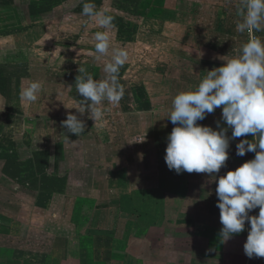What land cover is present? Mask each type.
Masks as SVG:
<instances>
[{"label": "crops", "instance_id": "0c3cea01", "mask_svg": "<svg viewBox=\"0 0 264 264\" xmlns=\"http://www.w3.org/2000/svg\"><path fill=\"white\" fill-rule=\"evenodd\" d=\"M81 1L72 0L76 6ZM113 2L101 0V10L127 16L112 8ZM173 2L170 32L178 31L177 24L189 27L181 36L172 35L173 45L202 47V62L184 53L178 58L182 63L170 68L175 74L168 73L160 85L149 70L148 104L136 105L138 110L132 111L140 119L149 113L150 134L145 135L144 146L142 136L125 129L121 133L127 118L120 116L127 108L123 98L116 105L105 101L106 116L96 123L87 112L80 116L74 109L76 99H82L75 87L80 61L88 74L101 80L106 76L105 59L110 57L98 61L95 55L76 54V47L69 45L64 46L69 51L66 56H32L30 45L20 44L17 37L25 32L30 37L36 26L45 27V33H58L60 21L45 23L47 10L32 12L38 0H0V264H264V258L249 259L244 254L247 222L245 231L222 242L215 177L177 174L164 160L167 136L174 127L166 117L172 97L194 89L208 70L223 64L219 57L236 56L247 42V33L236 30L239 0ZM76 25L75 33L89 29L84 23ZM255 35L264 39V32ZM86 45L95 48V40ZM66 59L70 66L58 70ZM194 64L197 68L190 73L189 65ZM118 79L125 87V75L119 73ZM31 81L43 87L37 101L29 104L20 93ZM61 89L66 93L62 101ZM159 96L162 112L154 108ZM32 108L38 109L34 116L29 113ZM69 113L85 122L78 137L62 126ZM220 119L217 108L197 123L216 128ZM139 125L136 130L146 129ZM243 138L230 140L228 160L219 176L254 158L253 152L236 155L235 145Z\"/></svg>", "mask_w": 264, "mask_h": 264}, {"label": "clouds", "instance_id": "9594fccd", "mask_svg": "<svg viewBox=\"0 0 264 264\" xmlns=\"http://www.w3.org/2000/svg\"><path fill=\"white\" fill-rule=\"evenodd\" d=\"M82 15L104 29L94 34L95 59L110 57L103 66L104 79H94L84 67L75 78L76 92L82 99H76L74 109L80 116L87 112L96 123L106 116L105 101L116 105L124 96L118 76L128 53L124 48L110 49L113 17L96 10L91 2L83 4ZM236 15L240 17L236 30L247 33V42L236 56L219 57L223 64L208 70L194 89L181 90L172 97L166 117L174 127L167 136L164 160L177 174L186 171L215 177L222 242L245 231L247 222L250 227L244 254L249 259L264 258V39L255 35L264 32V0H239ZM42 87L39 81L29 82L20 93L21 99L36 102ZM217 108L221 109V119L215 122L216 128L197 123ZM62 126L77 137L85 130L84 120L71 113ZM240 137L244 138L235 145L236 155L253 152L254 158L219 176L228 160L230 140ZM257 208V215H249Z\"/></svg>", "mask_w": 264, "mask_h": 264}, {"label": "rangeland", "instance_id": "374dc122", "mask_svg": "<svg viewBox=\"0 0 264 264\" xmlns=\"http://www.w3.org/2000/svg\"><path fill=\"white\" fill-rule=\"evenodd\" d=\"M38 1L39 3H36L35 6L32 4V12L37 13L40 10H47L45 12L46 17H43L45 23H54L59 20L61 23V29H59L58 33H45L44 26L43 30L39 26H36L35 28L31 29L30 37L27 34L28 32H25L20 34L19 37L16 36V41H18L20 44L23 43L25 47L30 45L33 53L32 56L34 53L37 56H39L41 53L42 55L48 54L53 59L58 55H65L66 52H69L64 47L67 45L76 47V54L78 55H95V48L88 47L86 42L89 43L94 40V34L97 31H101L102 28L95 24L94 19L75 13L76 11L82 13L83 4L86 2L94 3L96 10L103 12L101 10V0H82L77 6L72 2V0ZM112 6V8L121 10L123 11L121 13L127 15L123 16L117 13L110 15L113 17V27L109 30L111 48H113L112 46H115L114 48H124L128 53V59L126 63L120 68L119 72L120 76L121 74H124L126 78L123 80L124 83H126L124 87L125 92L123 100L127 105L126 110L120 114L121 117L123 115H127V122L126 119H124L121 123V133L125 129L126 132H133L132 134H136V136H142V143L145 146V142L148 140V136L146 138L145 135L147 133L148 135L150 134L149 127L151 119L149 117V113H146V118L142 119L141 117L140 119V117H133L132 111H136V105L139 106L142 103L148 104L146 100L147 96L145 95V83L147 81L145 78L150 76L149 70L152 68L153 74H155L152 78L157 80L160 85L163 79L168 76V73L170 75L172 74V76L175 74L174 72H171L173 65L182 63V61L178 58H183V56H185L184 53L187 55H194L196 57L198 56L202 62V47H174L172 35L177 33L181 36L183 33L188 32H184V30H188L189 27L188 25H186V27H181L179 24H177L178 31H176V33L170 32V29L173 28V26L171 25L172 23H169L172 20L168 18H171V16H169V9L173 8L174 6L173 0H140L137 3H124L119 0H114ZM58 13H61L60 16H55ZM133 15H136V17H133ZM202 17L203 20L204 16L202 15ZM78 22L86 24V27H89V29L87 31L75 33V25ZM64 30H67L68 32H64ZM62 36H64V38H62ZM176 37L178 39V36ZM54 42L58 43L55 44ZM41 43H45L46 47H42L40 49ZM24 52L26 53V49ZM21 54L24 55V53ZM107 61L108 59H105V62ZM81 64L82 63L80 61L79 67H81ZM93 65L96 67L95 64ZM69 66L70 65L68 64L67 60V64L62 61L60 62L59 66L57 65V68L58 70H62ZM190 67L192 69H189V71L190 73H193L195 71L193 69L196 67V65L193 67L189 65V68ZM170 68L172 69L170 70ZM175 70L177 69L174 68V71ZM141 71L144 73L143 75ZM64 91V89H61L59 92L60 101L64 100L66 97V93H64ZM162 98L163 97L159 96V100H157L155 102L156 104H154V108H158L159 112H162ZM37 110L38 109L35 108L30 109V115L34 116L36 113H38ZM136 113L137 112H135V114ZM116 115H118V113H116ZM137 122L140 123L139 126L145 127L146 131L143 128H139L140 131L136 130L135 126H137ZM144 138H146V140ZM130 156H132V154H130Z\"/></svg>", "mask_w": 264, "mask_h": 264}, {"label": "trees", "instance_id": "16d2710c", "mask_svg": "<svg viewBox=\"0 0 264 264\" xmlns=\"http://www.w3.org/2000/svg\"><path fill=\"white\" fill-rule=\"evenodd\" d=\"M95 68H97V67H95Z\"/></svg>", "mask_w": 264, "mask_h": 264}]
</instances>
